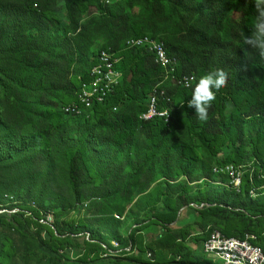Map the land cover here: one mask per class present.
I'll list each match as a JSON object with an SVG mask.
<instances>
[{
  "label": "trees",
  "instance_id": "trees-1",
  "mask_svg": "<svg viewBox=\"0 0 264 264\" xmlns=\"http://www.w3.org/2000/svg\"><path fill=\"white\" fill-rule=\"evenodd\" d=\"M62 1L67 16L43 4L35 8L32 0H0V196L13 188H25L24 198L30 197L33 181L42 175L39 201L22 200L10 216L0 212V222L22 235L37 233L36 239L51 254V264H73L67 248L77 240L84 245L78 261L85 264H90L88 255L100 244L122 253L102 259L108 264H218L192 251H186L188 258L178 253L176 259L160 262L157 247L164 246L160 241L155 248L146 244L152 259L136 258L131 246L137 244L134 229L139 231L137 227L150 219L157 220L163 231L172 226L179 209L165 203L145 220H137L126 235L121 231L134 218L133 207L143 205L144 210L167 202L172 199L170 188L180 183V177L199 170L202 181L245 194L242 201L233 198V204L210 196L200 213H230L223 228L216 227L227 236L253 233L255 244L264 250L262 231L250 230L249 225L240 229L232 223L242 215L234 208L249 204L256 209L253 200L264 195V160L260 157L264 60L241 36L250 33L255 20L252 4L246 0ZM91 8L97 13L82 17L81 12ZM143 35L164 41L173 56L176 78L172 81L147 47L127 45L128 40ZM99 37L105 41L97 48ZM105 49L118 58L120 83L103 102L83 106L81 115L64 113L63 107L75 102L90 83L88 76ZM83 67H87L84 72ZM216 69L228 73V83L217 93L208 119L200 121L194 108L188 107L192 87L176 85L177 79L188 76L194 83ZM156 89L165 90L160 109L168 108L169 122L158 116L140 117L148 111ZM57 157L66 161L73 201L69 208L58 201L54 209H42L39 205L51 189ZM235 164L250 169L243 170L240 191L231 183V187L223 184L229 182L228 167ZM220 167L224 172L217 171ZM156 185L160 196L154 198L151 190ZM178 201L181 208L190 206L183 194H178ZM41 212L53 214L55 223L41 222ZM71 212L80 216L59 219ZM85 212L90 219L97 218L93 222L82 219ZM209 226L200 232L204 242L211 234ZM12 256L3 252L0 264H9ZM96 260L102 261L98 256Z\"/></svg>",
  "mask_w": 264,
  "mask_h": 264
},
{
  "label": "rangeland",
  "instance_id": "rangeland-1",
  "mask_svg": "<svg viewBox=\"0 0 264 264\" xmlns=\"http://www.w3.org/2000/svg\"><path fill=\"white\" fill-rule=\"evenodd\" d=\"M33 6L35 8H39L42 4L46 6H50L51 8L58 9L62 15L67 16V10L65 8V3L62 0H32ZM116 0H109L107 3H113ZM95 8L88 9L86 11L81 12L82 17L86 18L88 15L96 14ZM105 39L102 37H99L96 41L97 48L99 46H102L104 44ZM87 67H83L82 72L85 71ZM68 100H65V102H68ZM260 157L264 160V144L261 148ZM206 158V157H205ZM55 170L54 174L52 175L51 179V189L42 198V201L40 202L41 205H39L42 209L47 207L50 209H54L53 207L58 203V201L65 203V207L69 208L71 206V203L73 201V191L70 185V182L68 180L67 175V164L65 159L61 157H57L55 159ZM206 162H209L206 160ZM215 171V169H214ZM200 171L196 170L193 175L191 176H182L180 177V183L177 184V186L170 188V194L171 198L167 202L163 201L158 204H156L154 207H146L144 210H142L143 205L139 207H133V214L130 221H126L123 224V227L121 229L123 235H126L131 227L135 226V222L137 220H145L147 218L148 214L153 215L157 211V208H161L163 206H160L161 204H164L166 206L175 207L179 210L174 212L175 220L172 224V226L167 227L165 231L162 229L159 230L157 227V220L150 219L148 222L143 223L142 225H139L138 230L143 231L142 233H138L137 229H134V235L135 240L137 242V246L139 248V252L136 254V258L147 261V257L145 254V245L144 241H148V245L150 248H155L158 244L156 241H150L152 238H156L158 234H160V242L164 246L157 247L159 251V261L164 262L169 257H172L173 259H176L177 254L181 253L184 255V257H187L186 251H192L199 256L206 260H213L215 263L221 264V260H217L215 256H207L203 249L202 244L204 242V237L200 235V232L204 230L205 226L209 225V227H222L224 226L226 219V216H229L230 213H219L212 211L209 213H200L204 206H207L204 201H210V196L212 198L219 197V199L225 198L228 202L232 203L233 198H235L237 201H242L245 198V194L237 195L234 193V190L223 188L220 185H216L214 183H210L209 181H202L203 178H200ZM41 179L38 178L37 180H34L35 182V188L30 193V197L24 198L25 195H27V190L25 188L17 189L13 188L7 191L4 194V197L2 198L0 196V212L6 213L7 216H10L13 212L17 211L18 203L31 201V200H37V194L39 190L41 189ZM228 183H223L226 186H230L231 178H229ZM221 184V182H219ZM228 184V185H227ZM159 188H161L158 185ZM157 185L151 190L153 197L157 198V196H160L158 194ZM226 189V190H225ZM226 191L228 195H224L223 191ZM183 194L187 197L190 206L180 207V202L178 201V194ZM254 194V193H253ZM209 199V200H207ZM218 200V199H216ZM249 201V200H248ZM204 202V203H203ZM254 204L257 203L258 207L255 209L251 205H241L237 209H233L235 212L236 210H240V213L242 215L235 216L232 223L237 225L240 229H243L245 225L250 226V230L256 229L258 233L261 232V238L264 240V195H261V197H257L253 200ZM33 203V202H31ZM36 204V203H35ZM233 204V203H232ZM38 205V204H37ZM237 203L234 202L235 206ZM129 209L131 204L127 205ZM144 208V207H143ZM46 209V208H45ZM152 212V213H150ZM233 214V213H232ZM67 215V214H66ZM60 216L59 219L63 220V218H67L68 216L73 218L80 216L79 213L71 212L67 216ZM84 217L82 219H89L90 222H93L97 216L93 217L92 219L89 218L88 213L82 214ZM224 216V217H223ZM119 217V216H117ZM241 217H244V219H241ZM123 219V217H121ZM68 220V219H66ZM53 222L55 223L54 216H53ZM153 228V229H152ZM174 231V233H173ZM254 232V231H251ZM203 233V232H202ZM255 233V232H254ZM29 235H22L19 232H17L11 225L9 224H2L0 222V255H2L3 252L9 251L11 254H13L12 258L10 259L9 264H51V254L48 252L46 246L41 245L36 237L38 236L36 234ZM43 236H48L46 231L42 230ZM178 234L180 238H183V241L178 243L176 239L178 238ZM191 234V242L185 241L184 239L188 237V235ZM257 234V233H256ZM236 235V234H235ZM117 244L113 243V246H116ZM197 246V247H196ZM262 247V246H261ZM74 248V255L79 256V254L84 249V245L81 240H77V244L73 247ZM97 256H94V259L96 260ZM73 264H85L82 263L79 260V258L74 259ZM102 260V259H101ZM1 263V262H0ZM95 263L98 264H108V260H96ZM125 263V262H124ZM61 264V263H60ZM89 264V263H87ZM133 264H140V263H133Z\"/></svg>",
  "mask_w": 264,
  "mask_h": 264
},
{
  "label": "built area",
  "instance_id": "built-area-1",
  "mask_svg": "<svg viewBox=\"0 0 264 264\" xmlns=\"http://www.w3.org/2000/svg\"><path fill=\"white\" fill-rule=\"evenodd\" d=\"M127 45L130 47L134 46H144L147 47L151 52L155 54V57H160V63H164V69L166 70V78L171 79L175 77V72L173 70V56H170L165 52L164 41L159 37H149L148 35L139 36L137 39L127 42ZM114 59L115 53H109L106 55V65H98V68H107V75L105 76H95V73H91L89 78L93 79V81H100L102 83V91L95 92V94H101L105 91H113L115 86H117L122 79V72L114 67ZM181 85V81L179 84ZM87 89L90 87H86V95L83 99H77L73 107H80V104L84 103L85 98L87 97ZM165 95V91L161 96ZM96 104V103H93ZM161 107H153L151 111H148L146 115H141L142 119L149 117L156 110H160ZM227 166V164L225 165ZM236 172L239 170L249 171L250 169H240L238 168V164L234 165ZM218 172H224V167H220L217 169ZM42 216L40 221L49 225L53 224V214H49V212H41ZM27 215H31V212H28ZM213 232V231H212ZM85 236V235H82ZM86 237V236H85ZM87 238V237H86ZM133 246V253L136 251V245ZM69 255L72 259H77L79 256L74 255V248L68 247ZM227 249L231 250V252L237 253L236 261H226L224 259L221 260V264H247L248 257H255L256 264H264V253L258 252V246H254L253 241L246 240V237H235L231 239H224L219 236L218 240H211V237L208 238L206 242H203V251L204 253H210L211 250H220ZM61 253L67 252L64 249L60 250ZM94 256H98L101 259H109L116 258L122 256V253H113L111 252V246H107L104 244H100L99 249L88 255V261L90 264H98L93 262ZM146 257L149 259L153 258V252L149 249L146 250Z\"/></svg>",
  "mask_w": 264,
  "mask_h": 264
},
{
  "label": "bare ground",
  "instance_id": "bare-ground-1",
  "mask_svg": "<svg viewBox=\"0 0 264 264\" xmlns=\"http://www.w3.org/2000/svg\"><path fill=\"white\" fill-rule=\"evenodd\" d=\"M150 37V36H149ZM137 38H132L130 40H128V42L133 41ZM165 46V44H164ZM165 52L168 54L167 49L165 47ZM109 53H112L110 50H102L97 58V63L93 66L91 73H95V76H105L107 75V68H98V65H106V55H108ZM155 60L158 64H161L164 66V63H160V57H155ZM118 63V58H116L115 55V59H114V67H116V64ZM174 70V68H173ZM175 72V70H174ZM91 75V74H90ZM172 78H176V74L175 77ZM179 81H181V85H184L185 87H190L188 86L189 83L191 82L190 78L188 76H181L177 79V82L179 83ZM86 87H90V89H87V97L90 98H85L84 99V103L80 104V107H73L75 102H72L68 105H65L63 107V111L66 114H77V115H81L83 113V106L90 104L93 101H98V102H103L105 97L110 94L112 91H105L102 92L101 94H95V92L98 91H102V83L100 81H93V79H91L89 84H85L84 87L82 88V90L80 91L79 95H78V99H83L84 96L86 95ZM165 90H159L156 89L154 90V93L151 95L150 99H149V109L148 111H151L153 107H160V97L161 95L164 93ZM147 112H145L142 115H146ZM161 117L163 118L166 122L170 121V112L168 110V108H163L162 110H156L155 112H153L152 115H150L147 118H144L145 120H150L154 117ZM240 169H243L242 167H238ZM228 170L230 172V178H231V185L233 189L236 190H241V185H242V179H243V170H239L236 172V169L234 167V165H231L228 167ZM254 193V192H252ZM209 230H211V234H209V237H211V240H218L219 236L221 238L224 239H231V238H235L234 236H227L220 228L217 227H209ZM213 231V232H212ZM208 237V238H209ZM208 238L205 240V242L208 240ZM246 240H251L254 243V246H258L255 244V241L257 240V235L255 234H249L248 237H246ZM258 252H262L264 253V250L258 246ZM207 256H215L217 258V260H226V261H236L237 260V253L236 252H231V250H227V249H220V250H211L210 253H205ZM247 264H256V258L255 257H248L247 258Z\"/></svg>",
  "mask_w": 264,
  "mask_h": 264
},
{
  "label": "clouds",
  "instance_id": "clouds-1",
  "mask_svg": "<svg viewBox=\"0 0 264 264\" xmlns=\"http://www.w3.org/2000/svg\"><path fill=\"white\" fill-rule=\"evenodd\" d=\"M250 2L255 10V20L248 35L241 33L243 43L258 52L261 60H264V0H246ZM195 80V78H193ZM228 83V73L223 69H216L201 76L192 87L191 99L188 107L194 108L195 115L200 121L208 119L209 109L217 98V93ZM228 107H231L228 105Z\"/></svg>",
  "mask_w": 264,
  "mask_h": 264
},
{
  "label": "crops",
  "instance_id": "crops-1",
  "mask_svg": "<svg viewBox=\"0 0 264 264\" xmlns=\"http://www.w3.org/2000/svg\"><path fill=\"white\" fill-rule=\"evenodd\" d=\"M173 224V223H172ZM157 227L159 228V230L161 229V226H159L158 224H157ZM153 229V228H152ZM138 233H142L143 231H141V230H139V231H137ZM191 235V234H190ZM161 236H160V234H158L157 236H156V238H152V239H150V241H156V242H159L160 240H161V238H160ZM191 238L190 237H187V238H185L184 240L185 241H189ZM149 241V240H148ZM148 241L147 240H145L144 241V245H145V248H146V250H147V247H146V244H148ZM176 241L178 242V243H180L181 241H183V238H180V237H178L177 239H176ZM191 241V240H190ZM191 242H193V241H191ZM136 247H137V249H136V251L134 252V255H136L138 252H139V248H138V246H137V244H136ZM197 247V246H196ZM202 249H203V244H202ZM145 250V251H146ZM196 250V249H195ZM195 250H194V252H191V253H193L195 256H198L196 253H195ZM146 253V252H145ZM190 254V253H189ZM194 259V258H193ZM201 259H204V258H202L201 257ZM214 263V262H213Z\"/></svg>",
  "mask_w": 264,
  "mask_h": 264
}]
</instances>
